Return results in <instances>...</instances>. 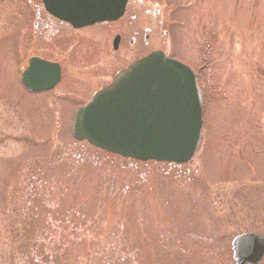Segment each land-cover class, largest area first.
<instances>
[{"label":"rangeland","instance_id":"rangeland-1","mask_svg":"<svg viewBox=\"0 0 264 264\" xmlns=\"http://www.w3.org/2000/svg\"><path fill=\"white\" fill-rule=\"evenodd\" d=\"M153 51L197 75L194 158L77 141L80 106ZM35 56L62 67L54 90L23 87ZM246 233L264 237V0H130L117 23L78 32L42 0H0V264H235Z\"/></svg>","mask_w":264,"mask_h":264},{"label":"water","instance_id":"water-1","mask_svg":"<svg viewBox=\"0 0 264 264\" xmlns=\"http://www.w3.org/2000/svg\"><path fill=\"white\" fill-rule=\"evenodd\" d=\"M129 0H43L48 14L79 30L117 22ZM120 37L114 41L118 50ZM61 81L57 63L32 58L22 75L31 92L54 89ZM203 130L196 75L185 64L155 51L120 71L76 115L73 134L107 153L139 162L185 164L194 157ZM235 264H260L264 237L237 236Z\"/></svg>","mask_w":264,"mask_h":264},{"label":"flooded vegetation","instance_id":"flooded-vegetation-1","mask_svg":"<svg viewBox=\"0 0 264 264\" xmlns=\"http://www.w3.org/2000/svg\"><path fill=\"white\" fill-rule=\"evenodd\" d=\"M53 19H54V18H53ZM55 20H56V19H55ZM38 25H39V24L36 25V28H37ZM74 31L78 32V31H80V30H75V29H74ZM82 36H84V35H82ZM116 36H120V35L117 34ZM116 36H115V37H116ZM82 41L85 42V41H87V40H82ZM122 41H123V40H122V37L120 36V45H119V48H120V46H121V44H122ZM134 43H135V40H132V41L130 42L131 45H134ZM62 78H63V71H62ZM201 98H202V106H203V109H204V103H205V101H204V98H203L202 92H201Z\"/></svg>","mask_w":264,"mask_h":264}]
</instances>
